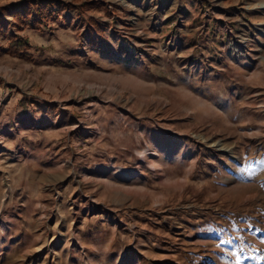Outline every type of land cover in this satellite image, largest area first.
Instances as JSON below:
<instances>
[{
    "label": "rangeland",
    "instance_id": "obj_1",
    "mask_svg": "<svg viewBox=\"0 0 264 264\" xmlns=\"http://www.w3.org/2000/svg\"><path fill=\"white\" fill-rule=\"evenodd\" d=\"M16 1L0 264H264V0H103L102 36L75 9L20 31L32 59Z\"/></svg>",
    "mask_w": 264,
    "mask_h": 264
},
{
    "label": "trees",
    "instance_id": "obj_2",
    "mask_svg": "<svg viewBox=\"0 0 264 264\" xmlns=\"http://www.w3.org/2000/svg\"><path fill=\"white\" fill-rule=\"evenodd\" d=\"M15 7L12 12L14 18V26L18 32L10 34L9 44L6 48V53L11 56H17L22 59H32L33 54L30 49L33 43L28 36L22 35L19 32L25 27H32L37 30L45 28L52 29L50 21L60 19L63 12L66 10H77L81 16V20L86 22L91 31V34H103V26L95 18H85V13L91 9H105L107 13H111V9L103 0H86L76 2L72 0H19L11 4ZM6 7L1 6L0 12H4ZM1 32L3 31L0 29Z\"/></svg>",
    "mask_w": 264,
    "mask_h": 264
},
{
    "label": "crops",
    "instance_id": "obj_3",
    "mask_svg": "<svg viewBox=\"0 0 264 264\" xmlns=\"http://www.w3.org/2000/svg\"><path fill=\"white\" fill-rule=\"evenodd\" d=\"M38 44H42V43H38Z\"/></svg>",
    "mask_w": 264,
    "mask_h": 264
}]
</instances>
